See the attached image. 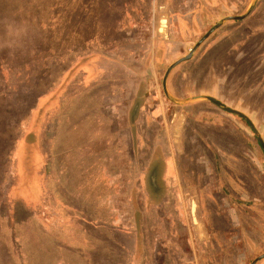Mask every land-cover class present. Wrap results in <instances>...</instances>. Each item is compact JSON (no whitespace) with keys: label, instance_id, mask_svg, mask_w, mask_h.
Returning <instances> with one entry per match:
<instances>
[{"label":"rangeland","instance_id":"obj_1","mask_svg":"<svg viewBox=\"0 0 264 264\" xmlns=\"http://www.w3.org/2000/svg\"><path fill=\"white\" fill-rule=\"evenodd\" d=\"M251 1L239 11H222L217 0H0V264H134V248L137 264L264 259L255 263L264 255V150L242 117L220 108L238 119L233 125L245 130L241 140L248 137L255 151L253 162L242 160L251 172L243 175L246 189L233 188L248 192L249 202L232 198L224 206L234 221L205 220L199 205L205 235L196 236L190 197L199 199L202 177L190 179L184 160L182 172L169 175L178 181L164 204L152 205L145 194L157 199L165 193L164 159L182 152L173 148L170 120L185 111L183 104L209 102L191 98L213 96L240 110L264 140V0L247 20L224 22L173 68L169 97L163 88L169 66L225 17L247 13ZM162 15L168 17L166 36L159 31ZM104 56L138 74L117 72L115 98L123 90L131 95L143 79L140 94L160 105L110 145L91 137L98 132L93 118L110 115L99 108L110 89H87L82 75L89 58ZM146 116L162 123H147ZM83 118L91 120L78 124ZM108 126H99L100 133ZM104 165L112 166L109 176L99 172ZM141 168L142 186L133 171ZM119 171L117 183L109 184ZM216 227L235 235H213Z\"/></svg>","mask_w":264,"mask_h":264},{"label":"crops","instance_id":"obj_2","mask_svg":"<svg viewBox=\"0 0 264 264\" xmlns=\"http://www.w3.org/2000/svg\"><path fill=\"white\" fill-rule=\"evenodd\" d=\"M217 1L222 11H228L230 9L227 5V1ZM251 3H249L248 7H250ZM243 14L235 16H241ZM250 16L251 13L241 20H227V22H243L247 20ZM88 61L90 62L86 65L87 67L82 71V75L86 83L84 87L87 89H91L93 87L101 85L104 86L105 89H110L107 94L102 93L103 102H101L99 108L104 111L105 109H110L111 111L110 115L105 117L104 120H102V118H93V125H98L97 128L95 126V129H98V135H91V137L93 138V141L96 138L103 139L104 141L108 140V145L111 144V141H114L116 144L118 142L120 143L121 141H123V139H125L122 135L125 136L128 134L129 126H137L138 124H140L143 118V114H145V112L149 110L152 111L154 109L158 111L160 105L158 103H155V100L152 99V96L150 97L149 95V98H145L143 93L140 94V91L142 89L141 86L143 85V79H141L139 82L137 81V89L136 91L131 93V95L130 93L125 92V90H123L119 91V95L117 98L114 97L117 91L116 89L118 88V83L116 81L117 72L124 71L134 76L138 75L137 73L134 74L133 70L129 68L124 62L121 63V61H118L109 56H104L101 58L93 57L89 58ZM96 95L99 94L97 93ZM183 108L185 110L183 113L179 114L177 112L175 114V117L170 120L171 125L173 124V148L177 150L182 149V152L178 153L177 155L175 154L174 156L170 154L168 155L166 160L164 159L165 170L163 176L166 185L164 189L165 193L162 196H159L160 198L158 197L157 199H155L151 196L150 193H148L149 191L146 190V200H149L150 203L155 206L164 204L167 201L166 199L167 197H169L171 190L176 189V182L178 181V178H175L174 175H172V177H169V175H171V173L176 174L177 172H182L181 165L182 161L184 160L187 163L182 167L184 173L187 174L190 179L193 180L198 176L202 177V183L199 185V189L201 190V192L199 197L200 201H198V203L200 205L201 212L205 216V220H211L212 222H217V224H220L222 220L226 221L228 218L232 222L234 221V217L232 214L229 215V213L225 212L226 209L224 206L231 204L232 198L249 202V200H246V197L249 195L248 192L243 191L238 194L237 192H233V188H236L238 190L246 189L243 183L245 180V177L243 175L246 176L247 174H251V172L249 170V165L243 164L242 160L253 162L255 159V151L248 148V143H246L249 140L248 137H246V140H241V138H243L241 136L246 135L245 130H241L238 126L233 125V123L237 124L239 122L238 119L234 116H227L224 111L220 109V107L216 104L210 101L203 103L192 102V104H183ZM152 118L153 117L146 116V122L153 123V121L155 120L159 124L162 123V119ZM85 119L86 118L76 120L78 124H80L79 122H82L83 125L86 123L87 120H91V118H88L86 120ZM164 120L165 119H163V121ZM58 121L59 120L56 121L55 128L60 130L61 127ZM63 125L64 124H62V126ZM103 125H109L107 133H100L99 126ZM117 126L119 127L118 130L116 129ZM178 126L179 128H177ZM95 129L92 130V134L95 133ZM123 129L124 131H122ZM79 134L80 133H78L77 135ZM100 134H103L104 137L102 138ZM113 134H119V136H115L114 138H112ZM91 147L95 148V150L98 149L93 146ZM201 148L207 149L208 153L202 152ZM159 149L160 144L157 143L152 150V156L155 154L156 150L159 151ZM139 153L140 148L137 154H135V156L139 157ZM115 154H118L119 156L122 155V150H117ZM104 155L107 156L106 153ZM187 165L189 166V168H186ZM111 167L112 166L110 165H104L100 168L99 172L107 174L111 172ZM95 168L96 167L94 166V170ZM133 171L136 174L139 173V178L136 176V179H138L139 184L142 186L144 182V170L141 168L140 170L135 169ZM119 173V176H111L113 180H109L108 183L110 184L112 183V181H117L118 179H120L119 177L121 176V172L119 171ZM93 180L97 181L96 176L93 177ZM94 183L95 182L89 184V188L95 189L96 186ZM114 183L117 182L114 181ZM190 188L195 187L193 186ZM90 194L91 193H89L88 196H90ZM154 194H156V192ZM94 200L95 201L93 203L97 201L95 196ZM108 203L112 204V202ZM253 204L257 205L256 202H253ZM216 229V231L219 232L220 227H216ZM118 231L122 234H128L127 230L119 229ZM218 232H213V235H222V237L224 236L223 238H226L227 240L228 237L232 236L233 234L235 235L234 231H231V229H221V233ZM208 236H210L209 233ZM236 236L238 237L237 233ZM233 243L236 244V242L232 240V245ZM132 253L133 263L137 264L139 252H137L136 248H134ZM238 256L239 255H237L236 262L239 264ZM258 264H264V259L258 262Z\"/></svg>","mask_w":264,"mask_h":264},{"label":"water","instance_id":"obj_3","mask_svg":"<svg viewBox=\"0 0 264 264\" xmlns=\"http://www.w3.org/2000/svg\"><path fill=\"white\" fill-rule=\"evenodd\" d=\"M257 0H253L249 10L247 13L241 15V16H229L226 17L225 19L222 20V22H219L217 24H215L195 45V47L189 52V54H187L185 57L177 60L176 62H174L171 66H169L168 70L165 73L164 76V81H163V88L165 91L166 96L169 97V93L167 91V78L170 74V72L173 70V68H175L177 65H179L182 62L188 61L193 57V54L195 52V50L210 36V34L212 32H214L217 28H219L221 25H223L224 22H226L227 20H241L243 18H245L250 11L254 8L255 4H256ZM167 25H168V17L166 15H162L160 18V28L159 31L163 34V35H167ZM195 99H205L208 100L214 104H216L217 106H219L220 108L224 109L226 112L235 114L237 116L242 117L245 121H247V123L249 124V126L251 127L253 133L256 135L260 145L262 146L263 150H264V140L261 136V134L259 133V131L257 130V128L255 127V125L253 124V122L251 121V119L244 114L243 112H241L240 110L237 109H233L230 108L226 105H224L221 101L217 100L215 97L213 96H197L194 98H191L189 101L195 100ZM182 104V103H181ZM179 128V126L177 127ZM193 190V189H191ZM198 210H199V203H198V197L196 194H192L191 196V205H190V214H191V220L194 226V231L196 236L198 237H204V230L203 227L204 225L198 220L197 214H198ZM264 258V255L260 256L257 260H255V263Z\"/></svg>","mask_w":264,"mask_h":264},{"label":"flooded vegetation","instance_id":"obj_4","mask_svg":"<svg viewBox=\"0 0 264 264\" xmlns=\"http://www.w3.org/2000/svg\"><path fill=\"white\" fill-rule=\"evenodd\" d=\"M220 2L223 0H219ZM227 1V5L229 8H234L235 11H239L244 5H246L247 1L249 0H224Z\"/></svg>","mask_w":264,"mask_h":264}]
</instances>
